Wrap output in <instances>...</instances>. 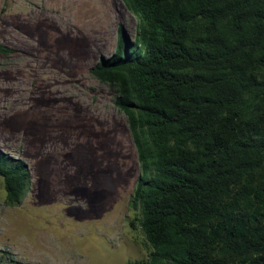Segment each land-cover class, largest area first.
Here are the masks:
<instances>
[{
    "label": "trees",
    "instance_id": "16d2710c",
    "mask_svg": "<svg viewBox=\"0 0 264 264\" xmlns=\"http://www.w3.org/2000/svg\"><path fill=\"white\" fill-rule=\"evenodd\" d=\"M121 1L134 41L118 25L89 74L138 165L129 207L149 252L127 264H264V0ZM0 178L17 206L27 167L0 150Z\"/></svg>",
    "mask_w": 264,
    "mask_h": 264
},
{
    "label": "rangeland",
    "instance_id": "374dc122",
    "mask_svg": "<svg viewBox=\"0 0 264 264\" xmlns=\"http://www.w3.org/2000/svg\"><path fill=\"white\" fill-rule=\"evenodd\" d=\"M120 25L137 16L121 0H0V150L29 183L4 204L0 264H127L149 248L129 207L138 165L113 92L89 74L110 56Z\"/></svg>",
    "mask_w": 264,
    "mask_h": 264
},
{
    "label": "water",
    "instance_id": "95a60500",
    "mask_svg": "<svg viewBox=\"0 0 264 264\" xmlns=\"http://www.w3.org/2000/svg\"><path fill=\"white\" fill-rule=\"evenodd\" d=\"M122 32H123V30H122ZM122 32H121V33H122Z\"/></svg>",
    "mask_w": 264,
    "mask_h": 264
}]
</instances>
